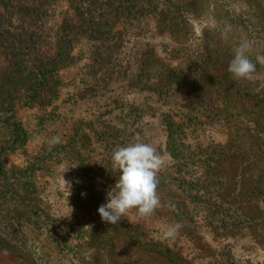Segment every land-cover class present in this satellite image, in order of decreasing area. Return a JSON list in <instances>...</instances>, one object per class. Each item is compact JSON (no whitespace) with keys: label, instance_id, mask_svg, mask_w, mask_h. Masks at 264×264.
Masks as SVG:
<instances>
[{"label":"rangeland","instance_id":"374dc122","mask_svg":"<svg viewBox=\"0 0 264 264\" xmlns=\"http://www.w3.org/2000/svg\"><path fill=\"white\" fill-rule=\"evenodd\" d=\"M85 1L92 10L104 8L101 18L86 13L84 0H0L6 24L0 39V173L8 177L0 174V191L12 189L0 196V264H33L53 231L57 243L67 231H117L116 264H264V65L256 63L252 80L224 79L242 41L251 43L254 60L264 55V4L172 0L176 14L187 10L185 22H169L173 10L137 20L121 16L101 36L86 21L89 16L101 25L110 17V0ZM19 37L35 38L48 58L68 41L52 88L39 86L36 96L32 59L17 53ZM205 57L214 78L208 98L187 108L181 93L190 90L185 82ZM215 82L217 93L247 91L234 101L219 100ZM230 83L234 87L227 88ZM11 94L7 121L4 102ZM228 107L241 109L240 125ZM15 125L22 138L13 143ZM56 135L61 143L49 150ZM136 142L151 144L165 158L162 207L149 218L133 211L111 225L98 208L119 178L113 151ZM222 147L213 175L203 161ZM70 207L71 217L62 218ZM176 223L182 227L175 237L162 240V229ZM150 241L166 244L178 258L171 262L152 251Z\"/></svg>","mask_w":264,"mask_h":264},{"label":"trees","instance_id":"16d2710c","mask_svg":"<svg viewBox=\"0 0 264 264\" xmlns=\"http://www.w3.org/2000/svg\"><path fill=\"white\" fill-rule=\"evenodd\" d=\"M256 2H259V4H264V0H256ZM255 2V3H256ZM108 6L110 7V17L105 19L104 22H102L101 25H99V21H91L93 18H90L87 14V28L91 29V27H88V22H90V25L96 26V31L101 33V36H103L105 33L109 31V29L113 28L111 26V23L114 22L115 19H118V17L127 16L128 18L133 17L134 20H137L138 17L150 15L151 13L159 14L162 12L163 14L166 12L169 14V11H174V9H177L175 6V2L172 0H110L108 1ZM84 6L86 13L93 14L95 18H101L104 12V8H96V9H90L89 3L84 0ZM185 7V6H184ZM169 10V11H168ZM179 13L175 16H172L169 19V22H172L174 19L177 20L176 24L183 23L185 20H187V10L186 9H179ZM103 18V17H102ZM2 20V19H1ZM167 23V25L169 24ZM6 24L4 21H0V39L3 40L5 38V32L4 27ZM101 28L98 30L99 27ZM93 31V30H92ZM7 36H11L9 33H7ZM20 36V35H18ZM17 36V37H18ZM18 44V54H23L25 56H28L30 59H32V65H33V71H31V75H34L36 82L34 83V86L32 88V91L34 93V96L38 93V88L46 86L47 88H52L51 78L54 74V72L57 71V65L61 61L64 60L65 53V43H68V41H64L62 44V48L58 50L54 57L48 58L46 55L42 54V50L40 51L39 46L35 43V38L29 37L24 39L23 37H19L17 41L15 42ZM26 51V53L24 52ZM250 59L252 61L254 60L253 57L250 56ZM210 58L205 57L201 59L200 63L196 68L198 70L196 73L193 74L192 79H188L185 83L189 84L191 83L190 90H188L183 94L184 100H186L188 103L187 108L189 106L191 107L193 103H200L202 100L208 98L207 95H205V92H208L209 83L214 81V78H211L208 75V68L212 63H210ZM254 63H257L256 60L253 61ZM210 63V65H209ZM214 63V62H213ZM229 73V72H228ZM230 76L227 78L229 80H235L231 73H229ZM228 74V75H229ZM178 77V75H177ZM38 78V79H37ZM184 79V78H183ZM223 79V76L222 78ZM224 86V84H223ZM226 86V84H225ZM213 89L216 92L215 97L217 99H228V101H234L233 99L237 98L239 93L241 96H243V92L247 91L244 89L242 90V87L239 90L236 89L235 92L231 93L235 95V97H232L230 93H228L229 89H222L221 93H217L216 90L219 89V84L214 83ZM234 87V83H230L227 88ZM177 89H172V91H176ZM6 93H12L8 90H4ZM213 92V91H211ZM247 93V92H246ZM240 96V99H241ZM248 97H251V95L248 93ZM211 98V97H210ZM233 98V99H231ZM15 99V97L11 94L10 97L5 99L4 102V108L7 109L6 112H10V116H8L6 119L9 121L11 119L12 115V109L10 108V101ZM223 99V100H224ZM240 99H236L237 101H240ZM169 103V102H168ZM3 105V104H2ZM3 108V107H2ZM228 110L231 109L229 116H234L233 120L236 121L235 125H240L241 118L239 108H227ZM192 118V117H191ZM239 120V121H237ZM8 125H10L8 123ZM16 126V125H15ZM17 127V126H16ZM13 131V143L18 142L22 138V133L20 129L17 127ZM256 130V129H255ZM254 130V131H255ZM21 134V137H20ZM217 147V145L214 146V149ZM212 150L211 152L208 151L209 156L204 159L203 162H207L209 166H213L212 173L213 175H216L217 171L215 170V167H217V161L222 159V151L224 150V147L220 150ZM2 176H4V179L7 180V176L5 174V171H1L0 173ZM206 180H209L206 178ZM178 186V185H177ZM189 186V185H188ZM190 187V186H189ZM191 189V187H190ZM12 190V189H9ZM5 191L4 189H1L0 196L3 198L4 196L8 195V193H12V191ZM189 191V189H187ZM3 193V194H2ZM0 197V200H1ZM49 232V231H48ZM117 231H89L81 233V231H67L65 232V235L61 238V240L57 243L54 241V235L56 234L54 231L51 232L50 235L45 236V241L47 243V246H43V252L37 255L36 261H34L33 264H116V262L113 259V249H114V241L117 237ZM50 241L52 242V245L50 244ZM66 242V243H65ZM65 243V244H64ZM65 246V247H64ZM146 246L154 248L152 251H155L158 254H164L165 257L171 261L175 262V260L178 258L177 254L168 248L166 244H161L157 242H148Z\"/></svg>","mask_w":264,"mask_h":264},{"label":"clouds","instance_id":"9594fccd","mask_svg":"<svg viewBox=\"0 0 264 264\" xmlns=\"http://www.w3.org/2000/svg\"><path fill=\"white\" fill-rule=\"evenodd\" d=\"M251 49L252 45L248 41H242L234 48L228 72L235 80L254 78L256 63L250 59ZM256 61L264 65V55L258 54ZM59 143H61L59 135L52 137L49 141V150ZM165 163V158L148 143L136 142L115 148L112 155V167L119 173V178L115 186L107 192L106 202L98 208L102 221L111 225L117 224L133 211L140 219L154 215L162 207L158 185L160 183L159 173ZM66 185L69 189L71 188L68 181ZM169 207H171L170 204ZM72 211L71 208V211L62 218H70ZM180 227H182L180 223L168 225L162 229L161 239L174 238Z\"/></svg>","mask_w":264,"mask_h":264}]
</instances>
